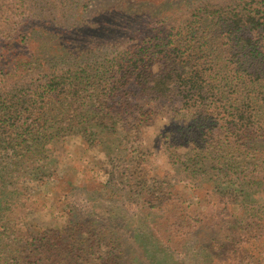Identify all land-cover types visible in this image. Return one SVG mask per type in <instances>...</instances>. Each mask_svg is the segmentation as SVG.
<instances>
[{
	"label": "trees",
	"instance_id": "16d2710c",
	"mask_svg": "<svg viewBox=\"0 0 264 264\" xmlns=\"http://www.w3.org/2000/svg\"><path fill=\"white\" fill-rule=\"evenodd\" d=\"M99 2L0 0V264H164L137 220L175 264H264V0ZM158 123L188 191L144 167ZM76 138L107 162L100 219L69 203L73 173L53 187ZM47 185L61 228L29 221Z\"/></svg>",
	"mask_w": 264,
	"mask_h": 264
},
{
	"label": "rangeland",
	"instance_id": "374dc122",
	"mask_svg": "<svg viewBox=\"0 0 264 264\" xmlns=\"http://www.w3.org/2000/svg\"><path fill=\"white\" fill-rule=\"evenodd\" d=\"M98 1L101 2L102 0ZM92 3H94L93 5H95L98 2L93 1ZM162 131L163 126H161L160 123L151 128H144L138 143V146H140L141 149L148 154V158L144 167L146 168V170H148V172H150V174L157 173L162 175L165 172H170V178L172 182L177 184L178 186L186 187L185 190H187V188L190 186L188 181L183 176L173 172V170L168 166L165 158L163 157L161 147ZM94 156L99 157L102 161H104V163L107 164L106 159L102 157V154L98 150L88 151L85 149L80 139H72L69 142L67 149L59 155L60 171L58 175L60 178H63L64 175L66 177L64 176V178L60 182L55 180V184L53 183V187H56V191L60 196L58 197V199H63V192H65V187L68 185V182L72 181L71 173H73L76 176L75 184L78 183L79 187L70 196L69 203L73 206L78 207L83 212H89L92 215L97 214L98 218L100 219L108 214V212L106 213L105 209L107 207L109 208L110 203H108V201L106 200V195L102 194V190L97 189L99 188V183H104V175L103 171L100 170L97 165H94V163L91 161V158ZM68 173L70 174L68 175ZM51 187L52 186L50 185L37 186V193L35 192L33 196V200L38 201L39 207L37 208V210L29 212V221L32 222V224L36 225L38 228H61L67 221V210L65 209L63 202H60L59 204L56 203L57 199L55 200L54 191H52ZM94 188L97 189V192L101 193L96 194L99 200L92 202L94 208L91 211L89 209L91 203L88 200L89 198L86 192L87 190ZM188 193H191L192 195L191 191H189ZM191 201L199 204V206L201 204L200 199L196 195L191 196ZM112 202L114 204L118 203V201ZM122 202L123 201L119 202L118 204ZM125 202V206L128 212L137 214L138 208L136 205H134L135 203L132 204V202ZM113 214H117V217L121 215L119 212H113ZM121 222H123V220H121ZM121 225L124 226L128 231L136 229V232H138L136 234L142 235L138 242L141 247L147 250V252L149 251L150 253H153L159 260L162 259L164 264H175L169 256L167 257L162 253L161 249H155L154 251L151 250L154 246V242L150 238L146 237V235H148L147 233L140 232L141 230H145L147 232V227L145 226L146 224L144 221L140 222L139 220H137L133 223L124 222ZM155 247L157 248V246ZM211 254L213 253L211 252ZM216 263L217 262L214 258V255H209L207 258V264Z\"/></svg>",
	"mask_w": 264,
	"mask_h": 264
}]
</instances>
